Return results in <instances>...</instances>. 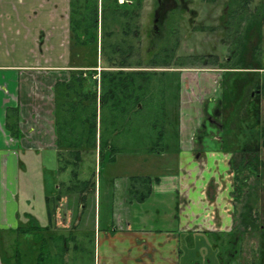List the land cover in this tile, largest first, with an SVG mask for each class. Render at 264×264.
<instances>
[{
	"label": "rangeland",
	"instance_id": "374dc122",
	"mask_svg": "<svg viewBox=\"0 0 264 264\" xmlns=\"http://www.w3.org/2000/svg\"><path fill=\"white\" fill-rule=\"evenodd\" d=\"M185 1H188L189 7L195 11L194 15H190L188 11H179L177 6H174L176 9L172 10V6L168 5L165 12L162 13L164 14L162 18L157 20V28L155 29L152 18L154 8L157 5L156 0H142L137 19V41L139 43L134 42L135 49L132 52L130 62L134 65L140 61L141 65H147L149 60L157 55L158 62L167 58L168 64L165 65L183 67L184 70L180 72L185 77V81L182 83L183 96L185 100V95L189 97L187 100L194 99L195 103L193 101L190 103L196 104L197 122H192L191 127H189L190 122H187L186 119L191 115L192 110L185 108L187 100H182L179 107L180 73L173 68L157 67L156 70L169 69L159 76L164 79L162 87L165 89V101L168 108L169 136L173 135L170 145L159 153L147 152L144 148L129 147V142L124 139L129 134L124 135L119 141L120 144L124 141L128 143L126 150L116 153L112 157L108 152L99 157L98 149L95 150L94 148L80 150L77 163H73L72 156L74 155L68 153V150L61 146L49 149L39 148L29 151L26 155L19 150L22 165L19 171L17 193L19 226L28 224L38 226L30 233L31 240L29 241L25 240L26 234H18V248L21 256L25 261H28V264L35 253L31 249L32 243L34 245L38 242V236L41 233L46 236L62 235V233L67 235L70 230L75 234L76 241L82 243L84 250H74L73 244L77 242L69 241L64 257L65 264H100L98 263V256L101 262V251H103V243L106 240L105 232L110 233L109 229L112 227L144 231L148 233L149 237H155L158 240L165 237L168 240L164 246L163 255L172 254L173 264H221L219 256L228 247L225 244L227 236H224L223 232L205 229L216 228L223 231V229H228L231 224L233 207L229 194L231 174L227 163L228 156L221 153H202L196 157L188 143L179 147L182 150L180 149L178 154L177 138L185 135L184 137L189 142L191 131L200 118L201 103L196 102L204 95L202 87L204 80L200 78L202 75H206L205 73L212 71L199 69L213 67L209 63L223 65L221 63H223L224 56L228 54L230 48H235L237 40L232 39L231 44H229L223 40L224 38L227 41L230 39L227 33L221 29L210 30L217 23L216 21L213 22V18L216 20L220 16L222 10L227 8L226 5L230 0ZM259 2L260 0H251L249 7L254 8L259 5ZM189 17L193 18L191 23L187 21ZM173 19L175 20L173 21ZM48 28L51 30L54 27ZM112 29H114L116 38L121 39L123 37L121 28L117 25ZM173 29L176 31L172 32ZM66 30L68 31V28ZM100 33L101 29H99V37ZM44 38L41 32H38L36 36L38 42H35L33 53L27 52L31 55L30 57L17 60L1 59V61L13 63L22 60L24 64H37L40 61L56 63L58 58H53L54 56L50 55L51 52L46 57L40 55L37 44L39 43L40 48L44 43ZM260 40L258 64L264 68V20L260 28ZM257 42L256 37L253 38L248 47L252 48ZM164 48L167 51H160ZM165 52H168V57ZM94 58L96 59L95 56ZM65 60L63 59V61ZM101 60L99 51L97 54L99 65H103ZM69 62L66 65H70L71 61ZM75 63L80 64V62ZM157 65L163 64L157 63ZM101 68L99 66L97 71ZM193 68L198 70H188ZM60 71L62 70L56 72L52 70L50 71L51 74H47V72L44 75L41 73L39 81L52 83L54 79H63L66 74L63 76L61 75L63 73H58ZM91 73L85 72L84 74L86 76L83 85L84 92L92 93L96 90V84L91 79ZM198 75V84L190 81V77ZM220 75L221 82L218 87L225 101L237 99L239 96H236L233 90V80L236 83H242L246 78H249L244 94L234 103V110L229 119V123L235 121V124H231L232 127L236 126V123L242 126L243 131L238 132L239 135L237 136L242 141L244 135H249L251 130H254L250 127L253 124L252 116L248 117L249 113L244 108L247 106L248 111L255 109V105L250 102L252 89L255 93L253 102L256 104L257 115L259 119L264 118V84L262 88L260 87L262 79H264V69L220 71ZM156 87L159 89V84L157 85L153 80L148 86L147 94L153 96ZM90 105L92 112L95 107L97 109L99 129V101L97 100L95 106V102L91 100ZM179 108L180 112H178ZM192 115L195 116V113L192 112ZM226 126L229 127L228 124ZM227 132L223 131V134ZM177 133H179V137H177ZM260 158L263 164H261L258 173L261 175L256 180L254 179L255 175L251 173L248 182L252 185L258 183L256 185L258 188L253 189V191L258 190L257 193H259V203L255 205V208H257L260 216V219L257 217V223L262 227L264 224V189H262L264 187V148L262 147ZM134 176H149L151 178L152 193L143 202L131 201L128 198V188ZM77 180L90 182L88 193H85L80 201L77 193L79 188L72 187L66 190V187L60 185L63 199L51 203L55 212L51 211L54 219L52 218L50 222L47 213L50 202H46V196H54L55 186L62 182L66 186H72V183L76 184ZM210 182L213 183V189H209L212 197L206 194V186ZM81 203L85 206L83 210L80 208ZM63 224L65 229H62ZM45 226L48 227L45 228ZM252 240L254 238L250 236L243 238L244 242L240 244L234 262L231 264H246L247 260L252 258L256 245ZM46 243L47 247L50 248L52 243L50 237ZM170 250L173 252H169ZM148 255L156 258V251L151 250ZM225 257L226 254L224 259ZM46 261L50 263V257ZM56 261V264L61 262L59 255Z\"/></svg>",
	"mask_w": 264,
	"mask_h": 264
},
{
	"label": "trees",
	"instance_id": "16d2710c",
	"mask_svg": "<svg viewBox=\"0 0 264 264\" xmlns=\"http://www.w3.org/2000/svg\"><path fill=\"white\" fill-rule=\"evenodd\" d=\"M240 2L241 18L253 19L250 24L246 23L248 26L243 27L245 28L243 35L249 28L255 27L260 30L262 20H264V0H260L259 5L254 8L249 7L251 0H240ZM141 3L142 0H124L123 2L119 0H69L68 2L69 59H71L69 61L75 64L71 66L78 69L69 71L67 80L58 78L52 83H54L53 111L56 146L65 147L68 153L74 155L72 156L73 163H77L80 150L94 148L98 149L99 157L107 152L112 157L126 150L127 142H129L131 148H144L147 152L159 153L168 147L173 139V135L169 136L170 128L167 123L168 108L165 101V89L162 87L164 79L159 76L168 70L153 69L173 67L165 65L167 58L158 62L157 55L153 56L147 65H141L140 61L134 65L130 62L135 49L134 42L139 43L137 41V19ZM232 8L235 10L234 7ZM115 25L121 28L123 35L121 39L116 38L114 29H112ZM99 29H101L100 37ZM99 51L103 65H99L97 61ZM165 55L168 57V52H165ZM94 56L96 59H93ZM255 59L259 60V57ZM75 62H80V64ZM157 63L163 65H157ZM99 66L102 68L97 71ZM242 67L247 68V65L244 64ZM85 72H92L91 79L96 84V90L92 93L83 91L86 80ZM153 80L157 85L159 84V89L156 87L154 95L151 96L147 94V89ZM179 88L180 84L178 92ZM91 100L95 102V106L97 100L99 101V129L97 109L95 107L92 112ZM19 113L20 109L17 106L10 107L6 111V128L13 137H19L21 133ZM128 134V137H124L127 142L120 144V139ZM178 135L179 133L177 137ZM257 138L259 145L264 147V118L257 131ZM177 140L179 148V138ZM259 164L258 160L254 165L249 164L248 174L254 173L253 171L258 168ZM248 174H245L243 170L241 177L238 174L235 177L232 191L237 212L234 217V229L242 231L243 228V231H246L250 228V231L255 233L254 255L247 260L246 264H264V227L258 225L257 217L253 215L255 207L249 195L253 193L255 185L246 181ZM89 183V181L77 180L76 184L66 186V190L72 187L79 188L77 193L80 199L84 197L83 193L88 189ZM150 183L149 176H134L128 188V198L131 201H145L152 193ZM60 185L55 186L54 196H46V202H50L47 209L50 222L52 218L54 219L51 211L55 212L51 203L56 202L62 195ZM34 228L38 226L21 225L16 229V234L19 236L18 234L31 233ZM72 232L70 230L67 235L62 233V235L53 234L52 236L41 233L37 242L35 264H56L58 255L61 259L59 264H65L64 257L68 243L77 240ZM49 237L52 241L50 248L46 243ZM72 248L76 251L84 250L82 243L79 242L74 243ZM49 257L50 263L46 261ZM4 261L8 264H26L18 252L13 253Z\"/></svg>",
	"mask_w": 264,
	"mask_h": 264
},
{
	"label": "crops",
	"instance_id": "0c3cea01",
	"mask_svg": "<svg viewBox=\"0 0 264 264\" xmlns=\"http://www.w3.org/2000/svg\"><path fill=\"white\" fill-rule=\"evenodd\" d=\"M50 26L54 28L49 30ZM66 28L68 0H0V264H8L4 259L15 252L21 253L18 248L19 236L16 234L20 223L17 193L22 165L19 153L26 155L39 148L56 147L54 83L40 82V74L62 70L58 73H63V76L66 74L63 80H67L69 71L78 69L71 64L66 65L70 63L69 29L67 31ZM38 32L45 37L40 48L39 43L37 44L40 55L46 57L51 52L53 58H58L56 63L40 61L37 64H24L22 60L13 63L1 61L30 57L27 52L33 53L35 42H38ZM206 76L214 83L219 80L215 73ZM198 77L199 75L196 80ZM203 78L205 77L202 75L200 79ZM184 81L185 77L182 75L181 87ZM15 106L20 109L19 137L11 136L6 128V111ZM192 108L197 114L196 104L187 103V109ZM196 114L195 118L190 115L186 119L190 122L189 127L192 122L197 121ZM184 136L179 137L181 147L188 143ZM62 185L66 187L64 182ZM62 196L63 194L58 201L63 199ZM62 229H65L64 224ZM105 233L101 262L98 256L100 264H173L172 254L163 255L168 240L165 237L158 240L149 237L147 232L129 229L117 230L113 234ZM30 235L26 233V241L31 240ZM37 247V243H32L31 249L35 253L29 264L36 262ZM151 250L156 251V258L148 255ZM25 263L28 264V261Z\"/></svg>",
	"mask_w": 264,
	"mask_h": 264
},
{
	"label": "flooded vegetation",
	"instance_id": "af4514ba",
	"mask_svg": "<svg viewBox=\"0 0 264 264\" xmlns=\"http://www.w3.org/2000/svg\"><path fill=\"white\" fill-rule=\"evenodd\" d=\"M156 4L157 5L154 8L153 18H152V20H154L153 24L155 25L154 26L155 29L157 28V25H156L157 20L158 19L160 20V18H162V16L164 15L162 13L165 12V9L168 7V5L172 6L171 8L172 10L176 9L174 6H177L179 8V11H182V10L188 11L190 15L191 14L194 15L195 13V11L189 7V2L185 0H156ZM226 6L227 8H224L222 10L220 16L217 17L216 20L213 18V22L216 21L217 23L215 24V27L210 28V30L211 29L212 30L221 29V31H224L230 37L228 41L227 39L224 38L223 39L224 42L231 44L230 41L232 39H235L237 40V44L235 48L232 47L228 50L227 52L228 54H226L222 60L223 63L221 64L223 65L209 63L210 65H213V67L199 69V70H205V71H212L211 73L217 74V76L219 77V80H217L216 83H214L213 81H211V79L207 78L206 75H203V77H205L203 78L204 82L202 84L204 95L200 97L201 99L199 98L196 101L199 104L201 103L200 110H199L200 118H199L197 125L191 131V135H190L189 142H188L191 151L194 153V156L196 157H198L202 153H221V154H227L228 156L227 163H228L229 171L231 174V189L229 191V194H230V201L233 207L232 216H231L232 217L231 224L228 229L226 230L223 229V231H219L216 228L205 229V230L223 232V235L227 236L225 244L226 246L228 245V247L225 248L226 250L224 251V253L220 254L219 256V260L221 264H231L232 262H234L236 254L238 252V248L240 244L244 242L243 238L250 236L251 238H254L252 242L255 243V236H253L255 233L253 231H250V228L246 231H243V228H242V231L241 230L238 231L234 229V217L237 215V212L235 210V205H234L235 201H234V195L232 191L234 188L235 177L237 174L238 176L241 177L243 170H245V174H248L249 172L247 169L250 168L249 164L254 165L255 163H257V160H258L260 164L257 165L258 168H256L253 171L254 173H252L255 175L254 179L258 180L261 175L258 172L260 170L261 164H263L262 161H260L261 160L260 151H261L262 146L259 145L258 138H257V131L260 129L263 123V119L262 118L259 119L257 115L256 104L255 102H253V96L255 94L253 93L254 89L250 91L251 93L250 100L252 99L250 102L255 105V109H253L252 111H248L247 106L244 107L246 108V111L249 113L248 117L252 116L253 124L250 125V127L254 130H251L249 135H246V136L244 135V138L242 139V141H240L239 137L237 136L239 135L238 132L243 131L242 126L236 123V126L232 127L231 124L232 123L235 124V121H232V122L230 121L229 123L231 113L234 110V103L239 97H241L244 94L245 87H246V84H248L247 82L249 78H246L245 81L242 83L241 82L236 83L235 80H233V83H232L233 90L235 91L236 96L239 95L237 99H234L235 101L233 99L227 100V101L223 100L221 91L219 90V87H218L221 82L220 71H234L236 69L252 71L253 69L254 70L264 69L262 68V66L258 64L259 60L255 59V57H258V49L260 48L259 45L261 43L260 30L255 27L249 28L247 29V33L243 35L242 32H244V29H245L243 27L248 26V24H250L253 21V19L241 18V10H240L241 2H238V0H234L233 2L232 0H230ZM232 7H234L235 10H233ZM191 17H189L187 20L189 23H191L190 21L191 19H193ZM174 20L175 19H173V21ZM175 31H176L175 29L172 30V32H175ZM255 37L258 41L256 45L252 46V48L248 47L249 43ZM161 51H166V48L161 49ZM203 64L209 65L206 63H203ZM244 64L247 65V68L242 67V65ZM153 69H156V68H153ZM173 70L181 72L184 70V68L173 66ZM188 70H198V69L193 68V69H188ZM205 74H210V73H205ZM181 76H182V73H180V77ZM190 81L194 82L195 84L199 83L198 82L199 80H196V77H190ZM179 84H180V88L178 92V95H179L178 104L180 107V103H182V100L186 101L187 99H189V97L185 95L186 100L184 99V96L182 93L181 82H179ZM263 84H264V79H262V84L260 86L261 88ZM193 100L194 99L187 100L188 104L190 103V101H193ZM187 102H185L186 109H187ZM250 102L248 101V103ZM191 110H192L191 111V115H192V112L195 113V111L193 110V108ZM178 112H180V108L178 109ZM251 112L255 113L256 115L252 114ZM193 117L195 118V116ZM197 120H198V117H197ZM227 124L229 125V127L226 126ZM223 131H228V132L223 134ZM197 132H198V135H196ZM179 153H180V148H179L178 154ZM256 157H258L257 160H256ZM248 178L249 177L246 178L247 182H248ZM256 185H258L257 182L255 184V188H258ZM206 189H207L206 190L207 196L208 195L211 196L210 190L213 189V183L212 182L208 183L206 186ZM262 189H264V187ZM88 190H89V187L87 190L84 191L83 194L85 195V193H88ZM257 192L258 190L253 191V193L249 195V199L253 202L254 207L255 205H257V203H259V198H258L259 193ZM81 200H82V197L80 198V201ZM80 208L83 210L85 206L81 203ZM253 215L260 219L257 208H254ZM262 227H264V224H262ZM109 230L111 231L110 233L113 234L117 230H124V229H121V228L117 229V228L112 227ZM38 241H39V236H38ZM225 254H226V257L224 259ZM237 258H239L238 255H237Z\"/></svg>",
	"mask_w": 264,
	"mask_h": 264
},
{
	"label": "built area",
	"instance_id": "2783aa9c",
	"mask_svg": "<svg viewBox=\"0 0 264 264\" xmlns=\"http://www.w3.org/2000/svg\"><path fill=\"white\" fill-rule=\"evenodd\" d=\"M124 0H119V2H123Z\"/></svg>",
	"mask_w": 264,
	"mask_h": 264
}]
</instances>
